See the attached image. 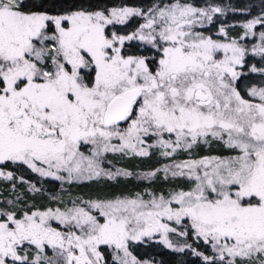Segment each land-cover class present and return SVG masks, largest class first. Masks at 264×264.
Returning <instances> with one entry per match:
<instances>
[{
  "label": "snow or ice",
  "instance_id": "1",
  "mask_svg": "<svg viewBox=\"0 0 264 264\" xmlns=\"http://www.w3.org/2000/svg\"><path fill=\"white\" fill-rule=\"evenodd\" d=\"M223 11L181 0L154 4L147 13L100 8L91 0H0V163L71 183L131 176L101 167L108 152L147 157L158 148L171 158L218 141L234 153L165 165L166 178L191 182L189 190L167 198L146 190L134 197L76 198L63 210L19 216L0 208V264H107L101 246L116 250V264H140L130 241L159 234L173 247L167 234L177 229L164 218L190 221L195 238L214 251L192 249L206 264H264V87L248 91L258 102L243 98L233 82L245 48L235 38L220 43L195 30ZM134 16L146 21L135 32L109 34L108 26ZM256 25L264 27V12L242 25L240 39ZM220 33L227 36L223 27ZM260 39L253 51L264 54V32ZM134 40L160 53L154 67L148 56L124 54L125 42ZM150 137L155 142L146 144ZM0 177L13 173L0 171ZM30 190L39 191L34 184Z\"/></svg>",
  "mask_w": 264,
  "mask_h": 264
},
{
  "label": "trees",
  "instance_id": "2",
  "mask_svg": "<svg viewBox=\"0 0 264 264\" xmlns=\"http://www.w3.org/2000/svg\"><path fill=\"white\" fill-rule=\"evenodd\" d=\"M138 0H91L93 5L100 8L109 7L110 5H120L123 3L133 4ZM193 5H201L205 0H182ZM213 2H222L224 0H212ZM230 3L238 8L249 7L250 13L264 9L262 0H229ZM116 31L127 32L129 24L116 25ZM123 51L129 54H140L150 58L149 63L154 67L156 60V51L149 46H142L137 42H130L123 47ZM154 58V59H151ZM250 66L257 69L264 68V61L259 57L246 56L243 64L240 66V75L235 81V87L244 98H250L247 95V88L257 83L259 72L250 70ZM150 155L140 157L133 154L123 153H106L100 163L101 167L106 170L115 172L117 169H124L132 173L131 176H118L115 179H109L106 176L94 178L92 180H76L71 183L56 180L54 177H42L39 173L32 172L26 165L6 161L0 164V171L5 174L13 173L12 179L0 177V208L8 211H16L22 215L24 211H44L49 208L72 207L71 201L80 198L81 200L93 199H110L117 196L134 197L137 193H150L157 195H168L170 192L178 189H188L191 182L186 177H176L164 174L161 167L173 157H163L160 155V149H149ZM230 152L221 142L214 141L210 145H201L189 154L181 151L178 156H201L206 154L229 155ZM160 169L154 177L147 178L143 174L149 171ZM23 177L21 182L20 178ZM39 189L37 192L30 190L31 185ZM149 195H145L147 198ZM8 201H13L9 204ZM82 206V205H81ZM54 224H58L54 221ZM188 235L183 236L186 245L182 246L179 241L172 238L173 247L169 248L163 242L154 238H143L141 241H130L129 251L137 260L147 261L151 264H206L203 256L194 255L192 249L203 253L204 255H214L210 244H206L203 239L197 240L192 233L190 224L185 219L184 224ZM24 247H31L27 244ZM183 248V251L179 249ZM33 255L34 247H31ZM101 252L105 257L107 264H116L113 260V252L108 246H101ZM46 255L52 256L53 250L48 248ZM219 264V262H218Z\"/></svg>",
  "mask_w": 264,
  "mask_h": 264
},
{
  "label": "rangeland",
  "instance_id": "3",
  "mask_svg": "<svg viewBox=\"0 0 264 264\" xmlns=\"http://www.w3.org/2000/svg\"><path fill=\"white\" fill-rule=\"evenodd\" d=\"M169 2H174V0H138L133 4L130 3H123L120 5H116V4H112L110 5L108 8L111 7H135V8H140L142 9L145 13H147L148 9L151 8L154 4L157 3H169ZM182 3H186L183 2L181 0ZM191 4V3H190ZM193 5V4H192ZM195 7H199V8H208V7H220L221 9H223L224 11L221 13H214L213 14V20L211 23H209L207 20H204L202 25H196L195 26V30L198 32H202L204 36L206 37H211L213 40L218 41L220 43H228L231 42L232 39H237L238 44L245 48L246 52H245V56H254V57H259L261 58V60L264 61V54L258 53V52H254L253 48L260 45L261 43V39H260V33L264 32V27H261L260 25H256L254 26V28L251 30V32L248 34L247 37L240 39L241 37L245 36V29L242 27V25L247 22V20L253 19L257 16H259L262 12H264V9L260 10V11H256V12H252L250 13V9L249 7H244V8H238L233 6L229 0H224L222 2H213L212 0H205V2H203L201 5H193ZM145 18L143 16H134V17H130L129 20L126 22L129 24V30L127 32H118L115 29V26L118 24H114V25H110L108 26V32L109 34L112 31L117 32L120 35H128L131 34L132 32H135L141 24L145 23ZM223 27L227 33V36H225L224 34L220 33V28ZM130 42L133 41H126L124 46L129 44ZM134 42H137L139 44H142V46H145L146 44H144L143 42L139 41V40H134ZM123 46V47H124ZM151 47L150 45H146ZM152 48V47H151ZM153 49V48H152ZM154 51H156V60L159 59L160 57V53L156 50L153 49ZM125 55H140V54H129V53H125ZM223 52L221 51L220 53L217 54V58L218 59H222L223 58ZM244 61V60H243ZM243 64V63H242ZM240 66L241 65H237L236 66V71L239 72L240 71ZM254 66H250V70L253 68ZM264 69V68H262ZM260 73L259 75V80L257 81L256 84L249 86L247 88V95L248 91L250 88L252 87H256V88H260V87H264V72L262 71H257ZM236 81V80H235ZM235 81L234 86H235ZM250 97V96H249ZM244 98V97H243ZM245 99H254L252 97L250 98H245ZM254 102H258V99H254ZM124 127H126V125H122ZM155 137H150L146 140V144H152L155 142ZM113 143H119V141H113ZM90 146L84 147L82 148V151L85 152V154H89L88 149ZM181 152L176 153L175 158L171 159L170 161L166 162L161 169L164 168L165 165L171 164L173 162H179V161H183V160H187V159H191V158H195V159H199L200 157L203 156H221V155H214V154H206V155H201V156H178ZM106 153L103 154V156ZM234 153H231L229 155H232ZM102 156V157H103ZM223 156H228V155H223ZM101 157V159H102ZM100 159V161H101ZM1 164V163H0ZM163 171V170H162ZM164 172V171H163ZM61 175H65L66 173H60ZM165 174V173H164ZM166 175V174H165ZM169 176H171L170 174H168ZM191 187V186H190ZM181 190V189H178ZM176 190V191H178ZM182 190H189L188 189H182ZM160 196V195H157ZM166 198L168 195H164ZM145 199H151V196H148ZM45 211V210H44ZM93 214L98 215V213H96L95 211L93 212ZM186 219V218H185ZM184 219V220H185ZM184 220H182L181 224H176L175 221H168L166 218H164L162 220V222L169 224L170 227L176 228L177 231L175 233H168V239L170 240V242L172 241V238H175L177 241H179L181 243L182 246L186 245L185 240L182 238L183 236H181L179 233L180 232H184L186 231L184 224ZM187 220V219H186ZM188 221V220H187ZM57 222V221H55ZM58 223V222H57ZM188 223L190 224V221H188ZM51 224L53 227H57L59 230H64L62 226L58 224H54V220L51 221ZM148 238V237H145ZM156 240H159L162 242L161 240V236L159 234H154L153 237ZM172 243V242H171ZM113 255H116L117 252L114 248H111ZM214 252V251H213ZM119 255L123 256V252H119ZM133 256V255H132ZM129 261L131 262V257H129ZM140 264H144L145 261H140ZM148 264H151L148 262Z\"/></svg>",
  "mask_w": 264,
  "mask_h": 264
}]
</instances>
